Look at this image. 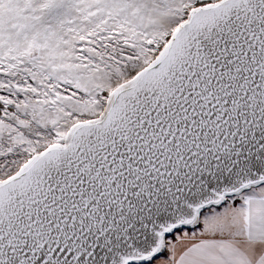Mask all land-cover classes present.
<instances>
[{
  "label": "snow or ice",
  "instance_id": "6c2138e0",
  "mask_svg": "<svg viewBox=\"0 0 264 264\" xmlns=\"http://www.w3.org/2000/svg\"><path fill=\"white\" fill-rule=\"evenodd\" d=\"M0 264H264V0H0Z\"/></svg>",
  "mask_w": 264,
  "mask_h": 264
}]
</instances>
